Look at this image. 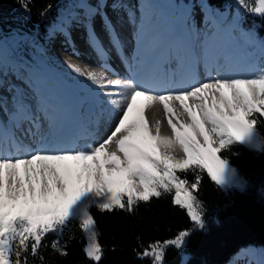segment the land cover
Masks as SVG:
<instances>
[{"label":"snow or ice","instance_id":"snow-or-ice-1","mask_svg":"<svg viewBox=\"0 0 264 264\" xmlns=\"http://www.w3.org/2000/svg\"><path fill=\"white\" fill-rule=\"evenodd\" d=\"M236 2L264 17V0ZM21 3L29 11L26 0ZM108 27L116 46L119 36ZM97 47L103 54V47ZM68 67L99 90L118 114V122L106 139L84 149L0 155V264H28L25 253L37 256L48 234L59 236L73 221L85 234L86 257L99 264L103 248L91 208L132 213L140 202L165 193L203 227L202 204L196 195L201 174L219 187L235 185L237 170L222 158V151L237 143L264 146L256 129L258 118H264V68L249 77L210 75L188 88L159 92L131 78L110 79L71 63ZM157 105L162 106L170 135L161 133V119L153 122L149 117ZM32 120L35 123V117ZM112 145L114 150H109ZM177 149L182 157L174 154ZM189 171L192 181L178 174ZM189 235L185 230L173 239L151 242L138 256L164 264L165 250L182 248ZM51 247L67 255L59 240Z\"/></svg>","mask_w":264,"mask_h":264},{"label":"bare ground","instance_id":"bare-ground-1","mask_svg":"<svg viewBox=\"0 0 264 264\" xmlns=\"http://www.w3.org/2000/svg\"><path fill=\"white\" fill-rule=\"evenodd\" d=\"M110 1L94 0L91 6L79 0L83 17L74 20L70 28L60 29L53 43L55 54L70 74L75 100L63 91L56 94L52 78L33 75L31 82L37 91L34 105L29 107L17 100V113L9 121H0V155L16 157L36 150H71L73 143L79 144L76 139H84L86 147L102 142L111 133L118 114L99 90L73 72L68 63L110 79L131 78L159 92L188 88L210 75L232 77L233 58L228 55L224 61L223 54L234 49L227 30L235 10L218 18L209 10L198 8L193 28L189 29L188 13L193 0H134L141 6L138 21L131 18L127 9L117 12ZM108 25L119 36L116 46ZM97 45L108 56L101 54ZM149 117L153 122L161 119V133L170 135L162 106L149 111ZM109 150H114V145ZM174 154L178 158L183 155L179 149ZM232 264L264 263L249 252Z\"/></svg>","mask_w":264,"mask_h":264},{"label":"trees","instance_id":"trees-1","mask_svg":"<svg viewBox=\"0 0 264 264\" xmlns=\"http://www.w3.org/2000/svg\"><path fill=\"white\" fill-rule=\"evenodd\" d=\"M73 1L26 0L29 6L26 12L21 0H0V42L8 44L10 59L16 64L42 62L56 70L58 66L50 64L51 58L39 61L38 51L46 47L52 32L73 12ZM197 1L215 13L231 5L238 7L236 0ZM45 9L46 13L41 15ZM238 9L236 31L250 39L249 49L256 54L260 70L264 68V17ZM258 120L257 133L264 141V118ZM221 155L237 170L239 182L219 187L206 173L201 174L203 179L196 195L202 204L203 227L195 225L186 210L174 206L172 194L168 193L147 203L140 202L132 213L119 208L108 212L92 207L103 248L99 264H151L150 259H140L138 253L151 242L173 239L185 230L190 235L184 246L168 247L164 264H232L249 251L264 261V146L253 148L237 143ZM178 174L189 181L194 179L191 171ZM54 240H59L67 255L53 251ZM86 244L78 221H73L59 236L48 234L37 256L30 252L25 255L28 264H93L84 253Z\"/></svg>","mask_w":264,"mask_h":264},{"label":"rangeland","instance_id":"rangeland-1","mask_svg":"<svg viewBox=\"0 0 264 264\" xmlns=\"http://www.w3.org/2000/svg\"><path fill=\"white\" fill-rule=\"evenodd\" d=\"M79 0L73 1V12L72 14L60 22V27L52 32L50 35V39L47 41V45L42 50L38 51V55H40L39 61H43V57L51 58L50 64L57 65L56 70L52 69L49 64L48 67L42 62L38 63V66L33 63L24 62L21 64H16L14 61L10 60L8 44L4 41L0 42V121H9L12 115L17 113L16 111V102L17 100L22 101L23 105L33 106L35 103V95L37 91L34 92L32 81L33 75H41L47 79L52 78V86L57 93H61L62 91L70 96L73 100H75L76 90L72 88L69 80V73L65 68V64L59 60L58 56L55 54L53 43L55 38L58 36L60 29L64 26L71 27V24L74 20L83 17V11L78 8ZM93 6L94 0H83ZM110 5L112 8H115L117 12L127 9L131 14V18L135 21L141 19L140 5L138 2L134 0H111ZM199 8V3L197 0H193L191 4L190 11L188 13L189 16V27L193 28V18L195 11ZM138 10V11H136ZM227 12L228 10H223L220 13H214L218 18L221 17L222 13ZM237 15V11H236ZM234 16V18L236 17ZM191 24V25H190ZM235 19L231 22L230 28L232 29L229 32L230 43L234 46H237V50L239 52L241 63H243V68H247L248 76H252L257 73L259 70L256 68L257 56L251 50H249L250 40L249 38L240 35L235 27ZM201 30H204L203 28ZM102 57V56H101ZM244 71H238L237 69L232 68V73L235 77H243L244 72L247 70L242 69ZM49 97V96H48ZM47 97V98H48ZM30 127V125H29ZM78 145H72L71 149L80 150L84 149L83 146L84 139L75 140ZM23 146V145H21ZM260 257V256H258ZM261 259V258H260ZM262 261V260H261ZM264 263V261H262Z\"/></svg>","mask_w":264,"mask_h":264}]
</instances>
